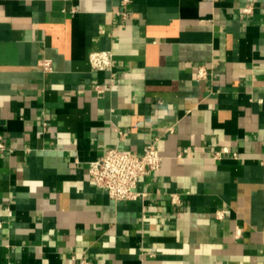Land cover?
Here are the masks:
<instances>
[{
	"label": "crops",
	"instance_id": "obj_1",
	"mask_svg": "<svg viewBox=\"0 0 264 264\" xmlns=\"http://www.w3.org/2000/svg\"><path fill=\"white\" fill-rule=\"evenodd\" d=\"M0 136V264H264V0H0Z\"/></svg>",
	"mask_w": 264,
	"mask_h": 264
},
{
	"label": "built area",
	"instance_id": "obj_2",
	"mask_svg": "<svg viewBox=\"0 0 264 264\" xmlns=\"http://www.w3.org/2000/svg\"><path fill=\"white\" fill-rule=\"evenodd\" d=\"M129 0H123L126 4ZM245 11L250 8L246 7ZM92 67L98 70H111L113 65V54L109 50H96L90 53ZM45 70L52 69V61L49 58L42 60ZM203 68L199 71V76H204ZM97 91L102 93L106 88L97 85ZM5 147L0 136V149ZM163 156L159 152L156 142L147 143L143 153L136 155L119 150L116 147L107 149L101 156L89 163V173L96 186L106 191L115 201L125 199H136L143 193L137 190L140 178L157 171L162 164ZM177 199V197H174ZM80 264H92L85 257Z\"/></svg>",
	"mask_w": 264,
	"mask_h": 264
}]
</instances>
